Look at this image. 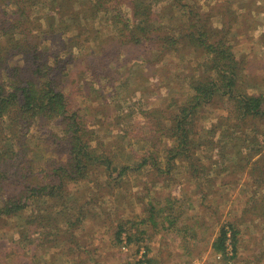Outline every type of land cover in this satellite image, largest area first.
<instances>
[{
    "label": "trees",
    "instance_id": "1",
    "mask_svg": "<svg viewBox=\"0 0 264 264\" xmlns=\"http://www.w3.org/2000/svg\"><path fill=\"white\" fill-rule=\"evenodd\" d=\"M0 1V66L2 69L7 68V76L11 78L10 84L0 80V135L4 136L5 126L9 130V137L3 138L14 137L15 140L28 136L36 129L49 134L48 141L53 146L52 152H56L54 154L61 156L63 152L66 155L48 176L51 178L50 182L45 186L36 187L35 176L28 168L23 166L22 171L27 172L20 173L23 164L19 161V148L22 144L26 150H30L29 145L21 143L16 148L15 143L11 142L7 149H0V234L10 225L5 220L18 219L15 225L18 229V239L14 240L15 248L4 256L6 262L10 257L12 260H19L21 255L28 258L27 253L30 252L35 258L37 252L48 243L50 250H66L62 257H72L71 264H97L96 257H91V253L94 254L97 249L91 251L79 241L78 232L82 230L79 227L88 217L97 219L99 225L105 221V226L111 233L115 229L111 236L115 244L125 242L131 245L134 241L138 243L147 232L138 226L142 223L147 225L149 222L153 226L156 225L153 218L156 212L153 202L150 204L148 221L141 219L132 223V219H123L118 210L112 215L103 205L95 208L87 201H78L73 189L75 187L70 184L93 182L99 190V199L105 195L102 193L104 190L106 195L113 194L115 186L128 167L118 168L112 155L107 154V148L100 149L98 144L102 141H96V135L89 126L90 116L84 118L85 114H81L79 107L75 108L69 104L60 76L65 70V63L57 57L54 63L50 62L53 57L40 48L46 40V31L49 32L50 38L60 33L76 46L80 45L79 40L87 34L86 41L97 40L100 44L98 51L104 52L102 49L106 50V43L114 40L119 43V47L126 44L131 47L143 46L147 41L155 39L161 25H168L165 29L167 34L164 36L162 31L163 36L158 35L161 45H157L152 55L148 51L147 57L154 56L158 61L167 52L177 50L180 46L187 50L189 55L196 56V68L201 67L203 77L200 79L194 75L189 83L192 94L185 100H178L177 113L174 111V114L169 115L168 111L150 109L144 113L147 122L154 129L153 132L157 130L175 141V145L166 155L168 158L169 154L170 158L168 166L177 158L184 163H190L196 147L214 145L216 138L219 137L220 141L221 138H226V142H229L228 148L233 150L235 158L231 167L235 164L241 167L250 165L251 171L258 173L257 185L254 187L258 188L247 202L242 217L252 212L254 220L256 216L260 219L255 226L264 227V194L260 195L259 199L257 197L264 186V92L251 94L249 89L242 88L243 82L248 80L242 73L243 61L237 59L234 45L229 43L232 17L238 20L235 11H229L226 7L221 12V15L231 12L234 15L228 22L222 15L218 19L220 28L215 26L210 14L199 11V3L196 0ZM3 3L5 6H2ZM160 3L169 6L164 17L154 11ZM108 13L109 26L112 29L116 27L117 34L112 32L103 35L101 29H96L92 23L97 18L103 21ZM131 15L133 23L130 22ZM43 22L49 28H44ZM83 25H86V28ZM87 26H92L91 35ZM58 39L62 41V38ZM11 54L28 62L21 68H11ZM248 81L250 82L251 78ZM137 101L140 104L141 101ZM207 104L210 107L222 104L221 108H226L228 115L221 117L218 125L203 129L205 135L200 136L197 115ZM129 114L134 118V109ZM167 121H170L171 126H168ZM48 124L58 128L61 135L46 130ZM247 148L250 149L245 154ZM24 154L27 158L28 153ZM148 157L144 156L143 161L149 165L153 164V160L149 162ZM236 159L239 161L236 162ZM140 165H143V162ZM11 170L15 173H11ZM194 173L197 176L196 170ZM87 187L92 188L89 185ZM87 191L89 190L84 189L81 193L90 196L92 192L85 193ZM94 201L93 197L90 198V202ZM27 209H32L29 216H25ZM99 211L108 218L103 221L98 219ZM169 217H172V214ZM239 222L246 224L241 219L228 220L226 224L221 225L211 244L215 255H220L227 264L240 259L242 251L248 249ZM69 243L72 245L69 246ZM147 251L144 253L146 258L136 261L135 264L142 261L145 264H158L157 260L147 258ZM255 256L257 263L264 262V251ZM29 259L31 261V257ZM35 260L33 264H43V261ZM57 260L55 258L52 264L62 262L61 259L58 262ZM15 263L20 264L18 261Z\"/></svg>",
    "mask_w": 264,
    "mask_h": 264
},
{
    "label": "rangeland",
    "instance_id": "2",
    "mask_svg": "<svg viewBox=\"0 0 264 264\" xmlns=\"http://www.w3.org/2000/svg\"><path fill=\"white\" fill-rule=\"evenodd\" d=\"M196 2L199 3V11L210 14L217 27L221 26L218 19L222 17L221 12L226 7L229 11H235L238 20L236 17L234 19L232 12L223 15V19L228 22L233 16L229 43L234 45L237 59L243 61L242 73L248 80L251 78L250 82H243L242 88L249 89L251 94L264 92V0ZM2 6H5L4 3ZM167 6L160 3L154 11L164 17L168 11ZM8 11L10 12V9ZM131 20L133 23L132 15ZM109 21L110 13L105 14L103 21L97 18L92 23L96 29H101L103 35L112 32L117 34L118 29H112ZM42 25L46 29L49 28L45 22ZM83 27L86 28V25ZM87 27L91 35L92 26ZM167 27L168 25H161L155 39L147 41L143 46L131 47L126 44L119 47V43L114 40L106 43V50L102 49L104 52L98 51L100 44L97 40L86 41L87 34L79 40L80 45L77 46L60 33L56 36L62 38V41L56 36L50 38L48 31L44 34L46 40L40 48L53 57L50 62L54 63L57 57L65 63V70L60 76L69 104L75 108L79 107L81 114H85L84 118L90 116L89 126L96 135V141H102L97 142L100 149L107 148V154L112 155L118 168L128 167L115 186L113 194L106 195L104 190L102 193L105 195L102 194L99 199V190L93 182L70 184L76 188L73 189L78 201H87L95 208L103 205L112 215L118 210L123 219H132V223L141 219L148 221L152 202L156 209L153 216L155 226L149 224L150 222L138 226L147 231L138 243L134 241L131 245L125 242L115 244L111 238L115 229L111 233L105 226L103 220L108 217L100 211L98 219L102 220L103 224L99 225L97 219L88 217L79 227L82 229L78 232L79 241L91 251L97 249V252L91 253L92 258L96 257L97 264H135L136 261L146 258L144 253L147 249V258L157 260L158 264H227L220 255H215L211 244L221 225L226 224L228 220L242 219L246 224L239 222L240 229L248 249L242 251L240 259L229 264H259L255 261V255L264 251V227L255 226L260 219L256 216L254 220L252 212L242 217L247 202L258 188H254L255 184L257 185L258 173H253L250 165L241 167L235 164L231 167V162L235 159L233 150H229L226 138H221L220 141L219 137L215 139L214 145L196 147L193 155L191 154L190 163H184L177 158L168 166L170 158L169 154L168 158L166 155L175 145V141L157 130L153 132L154 129L144 115L150 109L168 111L169 115L174 114V111L177 113L178 100H185L192 94L189 83L194 75L200 79L203 77L201 67L196 68V56L189 55L187 50L180 46L177 50L167 52L158 61L154 56L149 57L157 49V45H161L158 35L163 36V31L165 36ZM148 51L151 54L147 57ZM9 59L11 68H21L28 62L15 54H11ZM1 69L2 66L0 80L10 84L11 78L7 76V68ZM137 99L141 101L140 104ZM221 107L222 104L217 107L207 104L201 109L197 115L200 136L205 135L203 129L218 125L220 118L228 115L227 109ZM132 109L134 118L129 114ZM166 123L171 126L170 121ZM5 130L4 136L0 135V149H7L11 142L15 143L16 148L21 143H27L30 150H26L22 144L19 148V161L23 164L20 173L27 172L22 171L23 166L28 168L35 176L36 187L49 183L51 178L48 176L66 156L63 152L61 156L52 152L53 146L48 141L49 134L35 129L28 136L15 140L14 137L3 138L9 137L6 126ZM46 130L61 135L60 130L53 124H48ZM249 149L247 148L245 154ZM24 152L28 153L27 158ZM144 156H149L147 159L149 162L153 160V164L144 162ZM141 162L143 165H140ZM11 173L14 174L15 171L11 170ZM88 185L92 188H88ZM84 189L89 190L85 193L92 194L88 196L81 193ZM261 189L257 195L258 199L264 194V186ZM92 197L94 202H90ZM30 214L32 209H27L25 216ZM170 214L172 217H169ZM5 221L10 225L0 234V264H16V261L20 264H33L34 259L43 261V264H52L55 258L58 259L57 262L61 259L60 264H71L72 257H62L66 250H50L48 243L37 252L35 258L30 252L27 253L28 258L21 255L19 260H12L10 257L6 262L4 256L15 248L14 240L18 232L15 225L18 219ZM70 245L72 244L69 243Z\"/></svg>",
    "mask_w": 264,
    "mask_h": 264
},
{
    "label": "built area",
    "instance_id": "3",
    "mask_svg": "<svg viewBox=\"0 0 264 264\" xmlns=\"http://www.w3.org/2000/svg\"><path fill=\"white\" fill-rule=\"evenodd\" d=\"M142 260H143V259H142ZM140 264H145V263H144V261H142V263H140Z\"/></svg>",
    "mask_w": 264,
    "mask_h": 264
}]
</instances>
